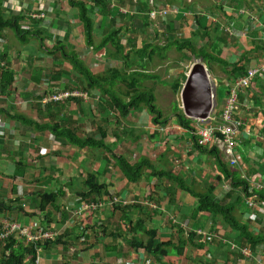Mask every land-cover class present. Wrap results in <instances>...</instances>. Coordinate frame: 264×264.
Segmentation results:
<instances>
[{"label": "crops", "instance_id": "crops-1", "mask_svg": "<svg viewBox=\"0 0 264 264\" xmlns=\"http://www.w3.org/2000/svg\"><path fill=\"white\" fill-rule=\"evenodd\" d=\"M59 1L65 0H5L4 7L8 10L9 14L13 15H19L22 11H29V13L34 12L42 6H44L43 9L45 8V10L52 9L51 11L53 12L57 7L56 5ZM81 1L87 3L89 8L94 5V0ZM114 1L117 3L118 7L116 8V6H114L115 9H113L111 12L114 11L112 14V18L115 17L116 19H118V17L131 21L135 18L139 19V16L130 17L129 15H123V8L130 9L133 7V11H139V15L141 17V15H144L142 13L145 11L142 10L143 5L146 6L147 4L148 6V0ZM158 1L160 5L169 6L170 8H176L180 12L178 15H170L165 21L163 20L160 24L159 22L150 23V20L147 17L145 18L149 23L148 25L150 26V30H152L153 33H163L167 37L165 44H151L155 46V48L160 47L161 49H164L161 51L164 57L161 58L160 54L155 55L148 66H151L153 64L156 57L159 61L162 62L159 67L163 66V62L168 60V54L172 51V49H174L167 48V45L171 43V41L169 42L168 40L174 37H178L180 39V42H182L181 40L184 39H190L186 38L187 30L183 29H185L184 27L186 26L187 29H191L193 25L197 28V30L201 32L203 37H207L210 39L209 43H206V45H204L203 47L208 46L211 54L218 56L219 58L227 62L229 61V64H236L244 61L243 65L245 66L246 70H249L256 67L260 64L261 61H263L264 0ZM65 3L69 5L67 0ZM110 4H112L111 0ZM73 11L78 12L77 9H73ZM147 14L148 13L145 12V15ZM75 15L78 18V23H74L73 20L66 22L64 19H57L54 25H60V28L65 31L62 35L63 37H66L67 34L70 39L72 37H75L74 35L76 33H80V35L85 38L84 27L80 22L79 14L75 13ZM103 16L104 14L100 11V9L94 10V20L95 18H98L97 22H99V24H97V22L95 21V29L96 25H99L98 27L103 30L104 34V30L107 28V26H105V22L108 23V20H110V18L106 20V18ZM196 19L198 20L196 21ZM61 22H63V25L60 24ZM139 22L141 23V25H138ZM38 23L40 24L42 22ZM72 23L76 25L74 26ZM135 23L137 24V26H135V30H132V32L143 34L144 30L146 29L143 25L144 21L142 22L137 20ZM227 30H231L232 34L228 33ZM7 31H5L4 34ZM123 31L124 30H122V32ZM214 41H219L221 45L217 47V54H214L213 52H211L212 50H210V48L213 47ZM80 44L82 46L84 45L82 43ZM231 51H234L235 54L232 58H229V56L232 55ZM236 53H239V55H237ZM260 54H262V59L254 58L257 55L260 56ZM225 55L227 56V58L225 57ZM246 55H249V60H247ZM180 56L181 58L179 62H181L182 59L181 54ZM242 58L244 60H242ZM146 61L148 62L149 59ZM227 71H230V68H228ZM149 72L151 74H154L153 70H149ZM229 74V72L228 75L224 72V78H220V81L216 79V90L221 81L222 83H225L226 89H229V86L235 82V80L232 82L230 81ZM15 79L17 80V78ZM17 87L19 88V84H17ZM2 98H7L9 100L13 99V96L9 92H7ZM225 100L226 98L222 103L223 108ZM240 106V116L247 119L249 132L245 134L243 133L238 144V154L241 160L240 162H245L244 167L241 168V170H238V172L241 171L239 173L243 179L244 177H246L251 179L255 184H264V77L254 81L251 88L242 93L240 97ZM147 118L149 119V116L145 115V120H147ZM1 121L2 119L0 117V140L4 141L5 139H8L9 136H12L14 134L12 131L13 129L11 127H9V129H6L5 126L1 125ZM171 123L168 122V125L166 126L156 127L152 122L151 126L147 128L150 131L147 134H151V139L153 142L152 146L154 148H158L154 149V152L156 154L159 152V155H157V157L160 160V165H162L161 168L157 167L158 170H166V164L168 163L167 160H169V158H167V155L171 151L170 148L171 146L175 147L176 143L181 140L179 146L181 145L180 147L182 150V158L181 160H177L179 164L178 169L179 167L180 169L174 170L172 166V170H168L167 172H173L174 174L182 177L184 180H187L188 178V176H184V174L193 173L200 175L209 173L206 166L208 165L209 159L211 158L207 156L206 152H201L195 147L192 135L187 133L183 128H180L176 124V122ZM30 129L31 131H18L20 133L18 135L19 139L15 138L13 142L12 140H9L10 145L7 148L3 146L5 152L0 151V199L1 197H4V195H6L5 192L8 191L6 196H9V194H11L13 199L8 200L6 202L7 205L10 204L11 206H13L15 204L16 206L13 207L15 211H18V207H20L23 208L25 214L35 215L29 222L27 220L28 217H24V224L41 223L42 226H44L43 224L47 223L50 230H54L58 232L62 237L67 238L66 243L68 244L65 243V246L67 248H65L63 244L49 246V249L47 250L44 248L39 256L40 264H170L169 259L171 258H174L175 260L179 259V264L199 263L198 259L195 257V254H197L199 250L191 246H189V248L187 249L185 256H178L173 252L166 258L164 255H154L152 252H150L151 245L157 247L161 243L168 242L172 239L178 241L180 237V230L185 231L184 240L187 239L186 236L188 235V232L195 233L197 230H204L206 232L220 231V234H228V236L231 237L232 240H230L232 242H234L239 247H242L239 241L238 234L233 233L230 230L224 232L220 222L216 221V219L213 220L209 214L196 215L194 213L195 205L193 203H190L191 199L189 200L187 198L188 194L182 191H175L176 194L174 196H171L170 194L166 196V193L164 192V188L166 187V185L164 183L167 182L164 180L161 181L153 178V180H145V182L140 183L137 186L129 184L126 179V186L124 187V189H118V193H120L122 201H130V204L137 202L139 204H142V206L140 207H138L139 205H137V207H133L130 205L128 207H118V210H116L113 206H105L100 211L90 212L80 219L76 217L75 211L80 207L82 203L85 202H82L83 200L78 195V191H76L74 186H72V188L70 187L69 190H66V197L62 198V200H66V202L70 204H61L63 206V209L60 212L61 216L57 218V221L54 220V218L51 216L49 217V219H46L45 217L47 215V212L46 215H41L40 213L41 211L39 210V198L35 195L36 190L37 188H44L55 191L62 185H60L56 180L57 178L53 176L55 174L45 175L42 171H35V168L33 165H31L30 161H33L34 159L40 164V167H42V162L44 160H47L48 157L46 156H49L43 155L42 153L43 151H47V149L49 151V147L50 149L52 147L51 142H49L50 138L54 140L55 151H59L61 147L67 148L69 147V145H62L61 143H58L55 138L50 134L48 135V133L39 132L36 129L32 128ZM173 132H175L176 134H172ZM246 135H248L250 138ZM143 145L144 144L139 143V147H137L134 152H137L138 149ZM162 146L165 147V149L160 152ZM121 147H123L122 143ZM74 148L75 147H72V150H74ZM7 150H9V152H12L13 154L10 155ZM128 150L132 151V147H130ZM47 152H45L44 154H47ZM1 157L3 159L9 157L16 158L15 164L16 162H24L28 165V168L24 174H17L16 167L13 165L9 167L11 163L7 159L1 160ZM129 160L133 161L132 158H129ZM150 160L153 161V159ZM170 160L171 164L173 162V158L170 157ZM161 161H165V163H161ZM153 162L155 163V161ZM181 163L183 164L181 165ZM213 169L217 172L212 174L214 175V181L218 183V192V189L221 185H219V181L217 180L219 174L215 166H213ZM57 171V175L65 173L62 169H58ZM195 178H197V181L200 182L199 177L196 176ZM19 179L30 182L31 184L33 182L34 184L32 185L34 186V190L26 195H22L20 193L18 194L15 183ZM76 181V177L74 179H71L69 176H67L64 180L65 184L71 183L72 185H75ZM37 182H40L41 186H39ZM47 182H51V184L47 185ZM150 182L151 186H156V188L151 187V189L153 190L154 188V192H156L155 189L158 190L157 192H160L161 196L165 198V200L163 201L165 208L162 207V209L157 207L156 205V210H153L148 204L146 205L143 200L141 202L132 201L133 197L136 195V191H139L138 194H140V192L145 193L147 185H149ZM10 183L13 184L9 188ZM225 183L227 182H224V184ZM228 184L229 183H227L225 186H228ZM80 189V191L85 192V190H83L82 188ZM161 189L163 190V192H161ZM228 189H225V191ZM72 195L80 197V201H75L72 203L69 202L72 199ZM17 199H19V201H16ZM257 199L258 198H255L256 201H260ZM28 200L34 203L33 208H31L30 203H27ZM100 201L106 202V199H99L97 202ZM260 202L263 203L262 201ZM51 210H53L52 207L48 209V214L51 212ZM257 211L259 212L248 215L245 221L243 220L244 218H242L241 220L244 224L249 225L252 231L254 230L256 233H261L264 232V212L260 211V209ZM162 213H164V215H162ZM18 216L22 215L19 214L17 215V217ZM164 216H167L169 218V221L165 220ZM81 220H86L87 224H84L83 222L79 223V221ZM139 221L143 223L139 224ZM214 226L215 230L213 229ZM79 238L82 245L76 244ZM136 240L139 241L136 242ZM195 241L197 242L196 239ZM216 241L218 242V240ZM140 242L143 243L140 244ZM78 247L82 249H79ZM142 247H147L149 251ZM190 248H193V255L189 254ZM62 249H67L65 252H63L64 257H61L62 254L58 253L60 252V250L63 251ZM229 252H231L230 249ZM263 252L264 250L258 251L257 253L263 254ZM211 253H213V256L210 255V260L214 258L215 262L217 261L218 264H222V260L225 259V257H223L222 254L217 253L215 249H211ZM58 256L61 257L63 263H55ZM242 259L247 261L244 258ZM228 264H232V261L230 260Z\"/></svg>", "mask_w": 264, "mask_h": 264}, {"label": "trees", "instance_id": "trees-1", "mask_svg": "<svg viewBox=\"0 0 264 264\" xmlns=\"http://www.w3.org/2000/svg\"><path fill=\"white\" fill-rule=\"evenodd\" d=\"M4 1L0 0V36L4 34L5 31L10 30L13 34L19 39V41L28 45L30 43V38L33 36H38L41 50L46 52L48 55L54 58V64L58 66H63L64 63H68L73 70V74L68 71L60 70L59 72L53 73L52 80L61 82L66 79H69L71 76L75 77L76 86L75 88L69 87L66 84L60 85V89L57 94L62 92H74L78 91L79 88L82 92L88 93L91 96L92 92H98L100 94L98 108L103 111H111L110 116L121 117L122 119H127L130 115L135 113H141L143 109H147L148 113L152 116L154 126H166L168 125L169 119L164 118L162 111L157 106V96L153 89L145 87V82L147 81H161L159 75L151 74L147 70V66L153 60L154 56L160 54L163 58L162 50L160 47L155 48L153 45H145L142 49L136 50L134 54L140 61L139 68H134V64L131 65L130 58L131 53L126 52V48L123 46L121 41L122 29H116L114 23L116 18H112L115 8H111L109 0H94V5L90 8L87 3L81 0H67L69 6L72 9H77L79 12L80 22L83 24L85 31L86 44L93 50H103L112 46L114 51L112 54V59L118 61L119 58L124 60V69L123 71L114 70V72L109 76L106 75L98 76L96 75L91 68L82 60L77 52L72 51L69 48L68 37H56L52 36L55 39V46L50 48L47 45V39L44 37L45 31L42 29L36 30L33 29L32 23H38L40 21H34L29 18L28 11H22L19 15L9 14L8 10L4 7ZM142 10H145L141 15V18L144 23V27L149 26L146 21V13H149V5H143ZM100 9L104 14L103 17L110 18L108 23L105 22L107 28L104 30V38L102 42L96 46L94 41V31H95V20H94V10ZM131 9V8H130ZM129 9V10H130ZM111 14V15H110ZM198 19H196L197 21ZM142 21V22H143ZM44 22V21H43ZM27 27V29H26ZM33 29V30H32ZM48 38V33H46ZM172 41L167 45V48H174L179 54L182 55L181 63L187 68L191 65V60L193 58L197 60H202L203 63L208 65V68L213 72V65L215 63L226 72L230 68V81H234L247 74L243 61L236 64H229L227 61L219 58L210 53L208 46L198 48L195 45V42L191 39H184ZM159 51V52H158ZM8 58L7 53H4L0 56V60L4 63ZM149 61L147 62L146 60ZM246 60V59H245ZM146 62V63H145ZM10 62L4 68L0 65V89L1 94L4 96L7 92L14 94L18 91L17 82L15 79L14 72L12 71ZM36 79L41 81V76L36 75ZM186 82V75L182 77L181 80L176 81L173 84L174 94H178L183 83ZM123 84L125 91L123 93L118 92V84ZM223 85L219 83V86L216 90V111L218 113L222 112L224 109L222 106L223 100L227 98L229 89L221 88ZM66 102V101H65ZM68 102H75L80 107V113L83 116L84 120H90L93 116L94 106L87 104L83 99L71 98ZM61 103H52L44 105V111L46 115L44 121H39L33 118H30L24 114L14 112L11 108H6L0 104V117L11 121L12 123H19L22 126L36 129L39 132H45L52 135L58 143L62 145H69L71 147L78 148L80 150H92L97 151L103 154L105 159L107 155H111L114 158L115 166L121 171L124 177L127 179L131 185H139L145 180H150L152 178L158 180H166L169 185L164 188L166 194L174 196L176 189L182 192L187 193L189 196L194 198L196 201V207L194 213L196 215L209 214L213 220L219 221L223 224L224 232L231 231L239 235V241L241 248L250 247L254 252L264 250V232L256 233L252 231L250 226L242 222V218L238 216V213L244 215L243 208L246 207L249 209L245 203L246 199L250 198H259L260 201L264 202V191L260 192L250 186V184L241 177L238 169L231 168L227 163H225L221 153L214 150H204L198 145V138L193 137L194 145L201 152H206L207 156L214 160V166L218 170V181L222 184L224 181L230 183L228 190H224L222 195L217 194V185H207L203 191L197 190L194 186L189 185L186 180H184L179 175L174 174L173 172H167L164 170H158L154 163L147 157H142L139 161H130L124 155L114 154L115 150L111 145L109 146L106 142L108 138V132L104 129H99L98 132L94 133H84L81 135L82 131L78 127L77 122L74 125H70V121H66L60 115L51 113L53 107H60ZM41 105V104H40ZM42 106V105H41ZM40 106V107H41ZM176 112V123L180 128L189 131H196L195 121L187 118L183 111L175 104ZM42 114V112H40ZM116 114V115H113ZM115 117V118H116ZM114 118V117H112ZM114 118V119H115ZM110 120V119H108ZM118 138V136L116 135ZM142 139V137H141ZM119 142V141H118ZM28 165L24 162H16V173L24 174L27 170ZM14 178V177H12ZM41 186L40 182H37ZM51 182H47V185ZM83 186H85V192L79 193L78 195L82 198V202L92 203L97 202L99 199L106 198V196L111 198L109 187L106 184H102L99 181V175L97 173L88 174L86 179L82 181ZM43 186V185H42ZM71 183L62 185L57 190H48L44 188H37L35 195L39 198V210L41 215H46V219L51 216L48 214V209L53 208V211H57L61 208V200L67 195V189L72 188ZM156 188V186H151ZM153 188V193L154 192ZM33 196V194H32ZM158 196L154 194V197ZM245 199V200H244ZM152 200V198H151ZM16 201H19L17 199ZM120 206L121 205H116ZM133 207H137L133 206ZM140 207V206H138ZM118 208V207H116ZM6 202L0 203V213L6 215L10 211H13ZM250 210V209H249ZM19 214L26 215L28 218H32L35 215H28L24 213V210L18 207ZM2 220H0V231ZM143 222L139 221V224ZM215 225V223H214ZM215 230V226L213 227ZM220 232V231H219ZM180 237L178 241L172 239L168 242L161 243L157 247L151 245V251L154 255H164L166 258L169 254L173 252L178 256H185L189 246L198 249L199 251L207 250L209 255H212L211 250L208 246L203 244H198L196 239V233L188 232L186 240H184L185 231L180 230ZM218 233V231H217ZM219 234V233H218ZM65 237H59L55 241L45 242L44 245H26L24 241H16L15 238H11L6 243L0 245V264H36L37 260L41 254L43 248L46 250L49 249V246H55L59 244H65L63 239ZM139 240H136V242ZM217 242V241H216ZM219 247L229 248L228 245H224L222 241H218ZM143 242H140L142 244ZM146 250L147 247H142ZM210 250V251H209ZM231 251V249H230ZM160 252V253H159ZM217 253H219L217 251ZM224 253L225 260L222 264H228L231 260L232 255L238 254L242 257L240 252H222ZM264 253V252H263ZM213 256V255H212ZM243 258V257H242ZM170 264H179V259H169ZM207 264H218V262L212 258L208 261Z\"/></svg>", "mask_w": 264, "mask_h": 264}, {"label": "rangeland", "instance_id": "rangeland-1", "mask_svg": "<svg viewBox=\"0 0 264 264\" xmlns=\"http://www.w3.org/2000/svg\"><path fill=\"white\" fill-rule=\"evenodd\" d=\"M65 2L66 0L59 1L58 4L56 5L57 7L54 9L53 12L51 11L52 9L51 10L50 9L45 10V8L43 9L44 6L38 8L34 12L29 13L28 11L29 13L28 16L30 19H32L31 14L32 15H41L42 13L44 14V17H42L43 19H39V20L32 19L33 22L34 21L42 22L40 24L32 23L33 24L32 28L36 30H40L41 28L43 31H45L44 37L47 39V45L50 48H53L56 43L55 39H53L52 36L63 37L62 35L65 32L63 31V29L60 28L61 27L60 25H56V26L54 25L57 19H62V20L64 19L66 22L73 20L74 23L76 22L78 23V18L75 15V13L76 14H79V13L77 11L76 12L73 11V9L69 5H67V3ZM111 2H112V6H111L112 9L114 8V6H116V8L118 7L117 3L114 0H111ZM159 7H160V3L156 1V8H159ZM126 10H129V9L123 8V11H126ZM129 11H133V7ZM146 17L149 19L148 14L146 15ZM135 20L143 21L141 18L139 19L135 18L134 20L131 21V20H126V19L118 17L114 25L116 29L118 28V29L124 30L121 34V41L123 43V46L126 48V52L131 53V58H130L131 65L134 64V68L137 69L139 68L138 65H140V60L132 53H134L136 50L142 49L145 45L165 44L167 37L163 33L162 34L153 33L152 30H150V26L146 27L143 34L138 33V32L136 33L132 32V30L133 31L135 30V26H137V24L135 23L136 22ZM95 21L97 22L98 18H95ZM161 22L162 21H159V24ZM74 23L72 24L75 26L76 24ZM150 23L152 22L150 21ZM60 24L63 25V22H61ZM97 24H99V22H97ZM138 25H141V23L139 22ZM98 26L99 25H96V29L93 34L96 46H98L102 42L103 37H104L103 30H101ZM186 27H184L185 29H183V30H187L186 38H190L191 40H193L195 42V45L198 48H201L204 45H206V43H209L210 39L207 37L206 38L203 37L201 32L197 30V28L194 25L191 27V29H187ZM46 33H48V38L46 36ZM74 36L75 37H72L69 39V36L66 34V37H68V40H69L67 43L69 45V48L72 51L77 52L79 56L82 58V60H84V62L91 68V70L96 75L98 76L106 75L105 77H109L114 72V70L123 71L125 62L122 58H119L118 61H115L112 59V54L114 51L112 46H109V48L103 49V50H93L85 44V38L81 36L80 33H76ZM30 39H31L30 43L28 45H24L19 41V39L10 30H8L5 34L0 36V56H2L4 53H7L8 55V58L4 62L5 64L4 68L8 65L10 61L11 67L13 68L12 71L14 72L15 78H17L16 82L19 84L17 93L11 94L13 96V99L8 100L7 98H2L4 96L0 92V104L6 108H11V110H13L14 112L26 114L30 118H33L39 121H44L45 118L43 117L44 115H46V112L44 111V109H42L44 108L43 100L49 99L52 95L57 94V92L60 89V85H62L63 83L69 87L75 88V86L77 85L75 81L76 78L71 76L69 79H66L67 77H65L64 80L61 82L53 81L52 80L53 73L59 72L60 70H63V71L65 70L73 74L72 67L66 62L64 63L63 66H58L54 64V58L40 49L41 45H40V41L38 40L39 37L33 36ZM175 40L180 41L178 37L171 38L168 41L172 42ZM80 43L84 45L82 46ZM219 45H220L219 41L218 42L214 41L213 47L210 48V50H212L211 52H213L214 54H217L216 51L218 50L217 47ZM231 52H232V55L229 56V58H232L233 55L235 54L234 51H231ZM236 54L239 55V53H236ZM261 55L262 54H260V56L257 55L254 58L262 59ZM246 56H247V60H249V55H246ZM225 57L227 58L226 55ZM180 58H181L180 54H178L176 50L172 49V51L168 54V60L163 62L164 63L163 66L159 67V65L162 62L159 61L157 57L155 58V61L153 62L151 66H147L148 70L150 71L153 70L154 74L160 76L161 81H151L150 80V81L145 82L144 85L146 88L153 89L155 91V94L157 96V106L162 111L164 118L169 119V123L176 122V118H175L176 112L174 110L175 104H177L179 108L181 107L180 95H181L182 87L178 94H174L172 86L176 81L181 80L182 77L185 76L190 69V66L186 68L181 62H179ZM193 60L194 58L191 60V62ZM242 60L244 59L242 58ZM198 61H201V60H198ZM0 62L2 61L0 60ZM212 64L213 65L211 66L213 67V73L209 70V68L208 70L211 75L212 83L214 84V87L216 89V85H215L216 79L220 81L219 80L220 78H224L225 71H223L221 66L215 63H212ZM225 73L228 75L227 72ZM37 74L41 76L40 82L38 81V79H36ZM220 84H222V81L220 82ZM221 88L223 89L225 88V83H223ZM78 91L82 92L80 88ZM124 91H125L124 85L121 83L118 84V92L123 93ZM62 93H65V92H62ZM89 97L91 99H89L88 102L86 103L89 105H92L94 103L93 105H95L94 106L95 111L93 112V116L91 117L90 120H87V121L84 120L83 116L80 113L81 111L80 107L75 102H72V103L68 101L62 102L60 104V107H53L51 109V113L60 115L61 117L66 119V121L68 122L70 121L71 122L70 125H74V123L77 122L78 127L82 131L81 135H83L84 133L98 132V130L101 128L106 130L109 135L106 142L109 146L111 145V147L114 148L115 150L114 154L118 156L123 154L128 160L129 158H132L133 161H139L142 157L145 156L155 161V163L153 161L152 162L154 163L156 168L157 167L161 168L162 165H160V160L157 157V155H159V152L157 154L154 152L155 151L154 149H158V148H154L152 146L153 142L151 139V134L150 135L147 134L150 132L147 128L151 126L152 120H153L152 116L148 113L147 109H143L141 113L132 114L127 119H122L119 116L118 117L112 116L114 118L116 117L114 119L110 116L111 111L108 110L105 112L103 110H100L101 108L100 109L98 108V104H96L98 97H100V94L98 92H92L91 96L89 95ZM40 112H42V114ZM113 115H116V114H113ZM145 115H148L149 119L147 118V120H145ZM1 119H2L1 125L5 126L6 129H9V127H11L13 129L12 131L14 134L12 136H9V138L5 139L4 141L0 140V145L3 143L0 146L2 147L0 148V151L5 152L4 147L7 148L10 145L9 140H12L13 142L15 138L19 139L18 135L20 133L18 131H24V130L31 131V129L30 128L28 129L25 126H21L19 123H12L11 121L3 117H1ZM172 134H176V133L173 132ZM116 135L118 136V138L116 137ZM141 137L142 139H139ZM118 141L120 142L118 143ZM180 141L181 140H179V142L176 143L175 147L171 146L170 148L171 151L167 155V158H169V160H167L168 163L166 164V170L164 171L172 170V166L174 170L178 169L179 164L177 160L178 159L181 160L182 158V154H181L182 150L180 147L181 145L179 146ZM49 142H51L52 147L51 149L49 147V151L47 149L48 152L43 151L42 153L43 155H49V156H46L48 157L47 160H44L42 162L41 164L42 167H40V164L36 162L33 158H32L33 161H30L31 165L34 166L35 171H38V170L42 171L45 175L55 174L53 176L57 178L56 180L60 185L65 184L64 180L66 179L67 176H69L71 179H74L76 177L77 181L74 185V188L76 191H78V194L82 193V191H80L81 190L80 188L85 190L84 188L85 186H83L82 181L86 179L87 175L91 173H97L99 175L100 183L106 184L109 187V191L111 194V198L108 196H106L105 198L106 206L112 207L111 205L112 200L116 199V200L121 201L122 207H128L124 203L125 202L130 203V201H122L120 197V193H118V189L123 190L124 187L126 186V183H125L126 178L121 173V171L115 166L114 158L111 155L104 154L106 156V158L104 159L102 157L103 154H101L100 152L92 151L89 149L80 150L78 148H74V150H72V147L70 146L67 148L61 147L59 151L58 150L55 151L54 150L55 149L54 140L50 138ZM121 143L123 147H121ZM139 143L144 144V145L141 148H139L137 152H134V150L137 147H139ZM130 147H132L133 152L128 150ZM163 149H165V147L162 146V149L161 150L159 149L160 152L163 151ZM7 152L10 155L13 154L12 152H9V150H7ZM45 152H47V154H44ZM50 152H51V155H50ZM54 152L57 154H55ZM170 157L173 158V162L171 164H170V161H171ZM5 159H7L11 163L9 167H11L12 165L16 167V164H15L16 158L9 157V158H4V159L2 158L1 160H5ZM240 161L241 160H239L238 167H234V169L241 170V168L244 167L245 162L244 161L240 162ZM161 163H165V161H161ZM214 163L215 162L213 159H209V163L206 166L208 168L209 173H204L200 175L193 174V173L184 174V176H188L186 182L189 185L194 186L199 191H203L207 185H211V184L217 185L218 183L214 181V175L212 174L216 172L213 169V166L215 165ZM182 164L183 163H181V165ZM58 169H62L66 174L61 173V175H57ZM196 176L200 178V182L197 181V178H195ZM19 180L15 183L18 194L20 193L22 195H26V194L31 193V191L34 190V186L32 185L34 184L33 182L31 184L30 182L23 181L22 179H19ZM224 182L221 185L219 183L220 187L217 192V194L219 195H222L224 193V190H225L224 186L227 184V183L224 184ZM12 184L11 183L9 184V188L12 186ZM164 184L167 186L170 185L171 187L173 185V184L171 185L168 182ZM155 191L156 192L153 193V190L151 189V182H150L149 185H147L146 192L145 193L140 192V194H138L139 191H136V195L133 197L132 201L141 202L143 200L144 203L146 205L148 204L153 210H156L153 207L156 205L159 208H162V207L165 208V205L163 203L165 198L161 196L160 192H157L158 190L155 189ZM178 191L180 190L176 189V192ZM161 192H163L162 189H161ZM5 193L7 195L8 191ZM154 194H157L158 196L154 197ZM6 195H4V197H1L0 203L7 202L8 200L13 199L11 194H9V196H6ZM167 195L169 194H166V196ZM123 198H124V195H123ZM187 198L189 200L191 199L190 203H193L196 207V201L194 200V198H192L189 195L187 196ZM257 200H259V198ZM75 201H80V197L76 195H72V199L69 202L72 203ZM27 203H30L31 208H33L34 203L32 201L28 200ZM61 204L67 205L70 203L66 202V200H61ZM62 205H61V208H59L57 211L54 212L53 210H51L50 212L51 217H53L54 220L56 221H57V218L61 216L60 212L63 209ZM130 205L131 206H136V205L142 206V204H139L137 202L131 203ZM8 206L11 209H13V207L16 205L14 204L13 206H11L10 204H8ZM116 207H120V206L114 207L116 210H118V208ZM243 211H244V215H241V213H238V216L241 218H244L243 219L244 221L248 215H252L255 212H259V211L249 210L246 207L243 208ZM18 213L19 212L15 210L10 211L6 215L0 213V220L8 221L10 223H13V222L23 223L24 217L26 218V215L21 214L22 216L17 217V215H19ZM162 215H164V213H162ZM164 218L165 220L169 221V218L167 216H164ZM31 219L32 218H28L27 219L28 222ZM82 222L84 224H87L86 220L79 221V223H82ZM220 224L221 226H223L222 223ZM218 233L221 237H225L229 241L232 240L231 237L228 236V234L222 235L220 234L219 231ZM60 237L62 236L60 235ZM66 239L67 238L63 239L64 243H66ZM76 244L82 245V243L80 242V238L77 240ZM63 245L65 246V244ZM65 248L67 247L65 246ZM208 248L210 250L215 249L216 251H218L220 254H223V255L224 253L222 252H226V251L229 252V249L226 247H222L221 249L219 247L218 242H216L215 244H212ZM79 249H82V248H79ZM66 250H63V251L60 250V252H58L59 254H62L61 257H64L63 252H65ZM189 250H190L189 254L193 255V248H190ZM61 257L58 256L55 263H59V262L63 263V260L61 259ZM195 257L199 261V263L197 264H207L208 261H210V255L207 253V250L203 252L202 251L197 252V254H195ZM231 261H232V264H255L253 260H247L249 261L247 262L243 260L242 257L236 254L232 256Z\"/></svg>", "mask_w": 264, "mask_h": 264}, {"label": "built area", "instance_id": "built-area-1", "mask_svg": "<svg viewBox=\"0 0 264 264\" xmlns=\"http://www.w3.org/2000/svg\"><path fill=\"white\" fill-rule=\"evenodd\" d=\"M156 1L158 0H148L149 13L148 17L151 22L158 23L159 21H165L170 15H178L179 10L176 8H170L169 6L160 5L156 8ZM159 2V1H158ZM123 15H129L130 17L136 16L140 17L139 11H123ZM44 14L32 15L31 18L34 20L43 19ZM228 33L232 34L231 30H227ZM0 65L4 67V63L0 62ZM187 75V74H186ZM264 77V59L254 68L247 71V74L236 79L234 83L229 86V93L224 102V109L222 112L218 113L215 110L212 112L210 118L206 121L193 120L195 121L196 131L185 130L187 133L193 137L198 138V145L204 150H218L225 163H227L231 168L238 167L239 165V154H238V144L241 140L243 133L249 132L248 122L246 118L240 116L241 106L240 97L242 93L251 88L254 81ZM212 81V80H211ZM213 85V83H212ZM214 89V98L216 101V89ZM71 98L83 99L88 102V93L74 91L65 92L61 94H54L49 99L42 101L44 105L52 103H62L68 101ZM99 102V97L96 101ZM249 109V107H248ZM156 131V130H154ZM249 134V133H248ZM250 135V134H249ZM249 137L248 135H246ZM250 138V137H249ZM244 179L250 184L252 188L258 191H264V184H255L251 179L244 177ZM225 186L228 189L230 186ZM247 207L252 211L264 212V202L256 201L255 198L246 199ZM125 205L129 206L130 203L125 202ZM111 205L115 207L116 205H121L120 200H112ZM106 206L104 202L97 203H82L80 207L75 211V215L78 218H82L90 212L100 211ZM156 209V206H153ZM47 223H29L24 224L22 222L2 221V227L0 231V245L9 241L12 237L16 241H24L26 245H44L45 242L55 241L60 237V234L54 230H50ZM196 240L199 244L206 246H211L216 240L222 241L224 245H228L232 252H240L242 257L246 260H253L255 264H264V253H256L250 247H239L234 242L229 241L225 237H221L216 231L206 232L204 230H197ZM44 250V248L42 249ZM38 258L36 264H40Z\"/></svg>", "mask_w": 264, "mask_h": 264}, {"label": "water", "instance_id": "water-1", "mask_svg": "<svg viewBox=\"0 0 264 264\" xmlns=\"http://www.w3.org/2000/svg\"><path fill=\"white\" fill-rule=\"evenodd\" d=\"M180 109L191 120L206 121L215 110L214 89L207 65L194 58L182 85Z\"/></svg>", "mask_w": 264, "mask_h": 264}]
</instances>
